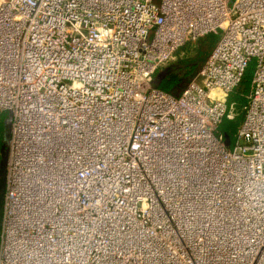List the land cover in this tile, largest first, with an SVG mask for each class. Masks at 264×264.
I'll return each mask as SVG.
<instances>
[{
    "label": "built area",
    "instance_id": "1",
    "mask_svg": "<svg viewBox=\"0 0 264 264\" xmlns=\"http://www.w3.org/2000/svg\"><path fill=\"white\" fill-rule=\"evenodd\" d=\"M210 34L179 94L160 90ZM0 113V264H264V0H0Z\"/></svg>",
    "mask_w": 264,
    "mask_h": 264
},
{
    "label": "trees",
    "instance_id": "2",
    "mask_svg": "<svg viewBox=\"0 0 264 264\" xmlns=\"http://www.w3.org/2000/svg\"><path fill=\"white\" fill-rule=\"evenodd\" d=\"M192 61H194V59H190L189 61H186L184 64H181L179 62V63H176V65H174L175 66L174 68L165 70V74L163 78L158 79V80L155 79V85L162 91L172 93V94L175 93L174 88L177 86V84L180 81L183 80V78L189 81L197 73L200 60H196L195 62H192ZM249 69L250 67L246 71L242 84L244 83V80L246 76L248 75ZM182 72H183V75L185 74L187 76H183L182 78L180 74ZM237 90L234 93H232L228 98V105H231V104L235 105L236 116L233 119L225 118L219 128V132L224 134L225 136H228L232 143L234 142V138H235V135L239 127L242 125L244 121L243 109L247 104V99H246L247 94L240 93V91H237ZM6 118H7L6 115L4 114L0 115V151L3 146L4 137L6 133Z\"/></svg>",
    "mask_w": 264,
    "mask_h": 264
},
{
    "label": "rangeland",
    "instance_id": "3",
    "mask_svg": "<svg viewBox=\"0 0 264 264\" xmlns=\"http://www.w3.org/2000/svg\"><path fill=\"white\" fill-rule=\"evenodd\" d=\"M236 0H230V4H234ZM218 41V35L217 34H210L208 36H206V38H202L198 41H190L188 43H186L184 45V47H182L179 51H178V55H176V59L173 60L171 63L167 64L166 66H164L163 68H161L156 76L155 79L158 80V75L162 74L163 76L161 78L164 77L165 74V70H169L170 68H174L176 65V63H181L184 64L186 61H189L190 59H194L195 62L196 60H200L199 61V68L198 70L202 67V65L204 64L206 58L208 57V55L211 53V51L213 50L214 46L216 45ZM199 56V57H198ZM197 58V59H196ZM256 63L255 61H253L250 64V69L248 71V75L246 76L244 83L238 88L237 91H240V93L243 94H248L251 88V84H252V79H253V75H254V71H255V67ZM182 78L183 76H187V75H183V72L180 73ZM187 74V73H186ZM160 79V78H159ZM188 83V80L184 79L182 81H180L177 86L174 88V92L173 94H179L178 92L181 91V88H183L186 84ZM4 114L7 116L6 118V122L9 119V114L7 113H0Z\"/></svg>",
    "mask_w": 264,
    "mask_h": 264
},
{
    "label": "water",
    "instance_id": "4",
    "mask_svg": "<svg viewBox=\"0 0 264 264\" xmlns=\"http://www.w3.org/2000/svg\"><path fill=\"white\" fill-rule=\"evenodd\" d=\"M163 75H158V79ZM10 140V115L9 119L6 122V133L4 137V143L1 148V161H0V232L2 225V215H3V201L5 195V184H6V168L8 162V144ZM226 145L229 147L231 145V140L228 136H226Z\"/></svg>",
    "mask_w": 264,
    "mask_h": 264
}]
</instances>
